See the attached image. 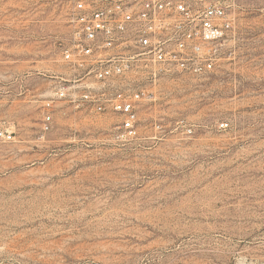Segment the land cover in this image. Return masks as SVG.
I'll return each instance as SVG.
<instances>
[{"label":"rangeland","instance_id":"1","mask_svg":"<svg viewBox=\"0 0 264 264\" xmlns=\"http://www.w3.org/2000/svg\"><path fill=\"white\" fill-rule=\"evenodd\" d=\"M69 16L0 0V264H264V0H238L214 73L161 80L122 136L121 114L52 100Z\"/></svg>","mask_w":264,"mask_h":264},{"label":"built area","instance_id":"2","mask_svg":"<svg viewBox=\"0 0 264 264\" xmlns=\"http://www.w3.org/2000/svg\"><path fill=\"white\" fill-rule=\"evenodd\" d=\"M237 4L70 0L69 39L62 51L70 73L54 77L52 100L83 102L98 113L111 109L122 115L120 136L134 134L136 108L161 80L207 77L220 67L231 52ZM12 139L13 131L0 125V141Z\"/></svg>","mask_w":264,"mask_h":264}]
</instances>
